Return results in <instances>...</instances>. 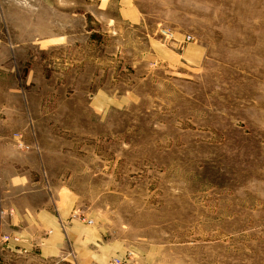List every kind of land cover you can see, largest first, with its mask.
<instances>
[{"label": "rangeland", "instance_id": "rangeland-1", "mask_svg": "<svg viewBox=\"0 0 264 264\" xmlns=\"http://www.w3.org/2000/svg\"><path fill=\"white\" fill-rule=\"evenodd\" d=\"M135 4L0 0V209L67 189L123 264H264V0Z\"/></svg>", "mask_w": 264, "mask_h": 264}, {"label": "crops", "instance_id": "crops-1", "mask_svg": "<svg viewBox=\"0 0 264 264\" xmlns=\"http://www.w3.org/2000/svg\"><path fill=\"white\" fill-rule=\"evenodd\" d=\"M82 1L91 8V13L95 12L109 22L132 26L141 22L135 0ZM153 45L159 53L158 44L150 42L152 49ZM162 47L164 45L161 44L160 49ZM165 53L168 55V52ZM126 99L125 96L116 97L100 90L90 99V104L102 113L123 106ZM76 202L73 192L62 189L41 205L31 206L26 202L2 205V208L12 209L14 213L10 217L0 216V263L20 255L42 262L72 255L77 264H110L113 259L122 261V246L106 241L99 228L93 226L91 218H81L76 211Z\"/></svg>", "mask_w": 264, "mask_h": 264}, {"label": "built area", "instance_id": "built-area-1", "mask_svg": "<svg viewBox=\"0 0 264 264\" xmlns=\"http://www.w3.org/2000/svg\"><path fill=\"white\" fill-rule=\"evenodd\" d=\"M160 33L165 37H172V35L166 30H161ZM189 39H190V37H187V40H189ZM6 213H7V211L0 209V216L6 215ZM8 214L11 215V214H13V212L10 211V212H8ZM120 263H121L120 260L114 259L110 264H120Z\"/></svg>", "mask_w": 264, "mask_h": 264}]
</instances>
